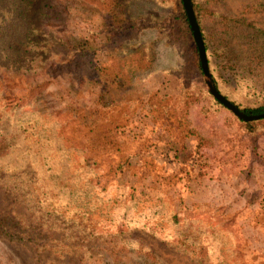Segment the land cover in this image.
<instances>
[{
	"label": "rangeland",
	"instance_id": "374dc122",
	"mask_svg": "<svg viewBox=\"0 0 264 264\" xmlns=\"http://www.w3.org/2000/svg\"><path fill=\"white\" fill-rule=\"evenodd\" d=\"M261 4L221 0L218 12L229 20L208 27L218 50L222 41L231 44L223 58L242 62L263 88ZM172 7L171 0L125 1L126 12L143 22L141 33L129 40L140 50L138 57L114 42L107 6L53 0L37 30L42 38L33 41L27 55L32 68L0 66V113L18 103L39 112V126L63 141L61 154L89 149L94 169L108 185V200L142 204L128 212L120 205L89 239L65 241L59 233L43 231L46 238L40 242L68 246L62 255L38 254L0 237V264H115L120 257L122 264H147L125 250L127 243L148 248L161 264H264V132L254 138L241 133L235 115L215 105L204 75L190 74L196 101L186 105L180 90L183 51L167 43ZM65 45H81L86 58L80 54L66 67L71 58ZM221 58L219 50L215 59ZM185 113L184 121L201 139H182L176 127ZM166 114L173 115L174 124ZM53 142L36 147L47 156L57 138ZM51 154L48 161L55 169L62 167ZM20 163L16 158L15 165ZM5 185L11 182L0 172V218L17 216L25 229L38 232L39 217ZM169 208L182 226H199L202 254L178 247L176 228L161 220Z\"/></svg>",
	"mask_w": 264,
	"mask_h": 264
},
{
	"label": "trees",
	"instance_id": "16d2710c",
	"mask_svg": "<svg viewBox=\"0 0 264 264\" xmlns=\"http://www.w3.org/2000/svg\"><path fill=\"white\" fill-rule=\"evenodd\" d=\"M53 0H0V66L14 70L28 71L32 67L28 64L29 53L32 50L33 41L42 38L37 30L45 18L47 10ZM90 3L107 6L111 12L107 21L110 34L115 38L118 46L127 47L129 53L139 57L140 50L136 44L129 42L130 37L138 35L143 30L142 18L131 17L125 8L126 0H88ZM221 0H191L197 23L199 25L203 43L207 53L209 71L215 88L230 101L235 107L248 116H260L264 114V87L251 77L250 71L245 69L242 62H236L223 58V53L230 50L231 44L223 43L219 48L221 61L215 59L219 50L213 45L214 35L209 31V23L227 21V17L218 12V3ZM172 16L166 30L167 43L183 51L184 63L180 67L181 93L186 98V105L190 106V100L196 101L193 95V83L190 74L203 76V68L199 48L195 42L193 30L186 12L183 0H171ZM264 6V0H262ZM41 31V30H40ZM264 37V32L261 31ZM213 41V42H212ZM127 45V46H126ZM81 45H65L64 48L71 60L66 67L73 66L74 59L80 54L86 58L87 51ZM28 55V56H27ZM251 70V69H250ZM232 75H231V73ZM261 89V90H260ZM216 106L224 107L216 99ZM227 109V108H226ZM186 113L179 118V125L183 140L188 138H202L194 129L184 121ZM169 124H174L173 115ZM41 115L36 111H28L21 103H18L8 112L6 109L0 113V172L8 175L11 185H5L6 191L18 199L34 212L40 219L41 226L38 232L25 229L23 220L17 216L0 218V237L10 243L25 246L30 251L38 254L52 251L62 255L68 250V246L62 244L50 245L40 241L45 240L43 231L59 233L65 241L73 239H89L96 234L97 226L102 221H109L113 217L117 207L126 206V211L139 209L142 205L138 200H131L128 205L116 203L107 199V183L102 184V176L96 168L94 157L89 156L88 148L78 152L76 149H67L61 154L64 147L58 133L49 132V127L41 125ZM233 123L239 126L244 135L249 138L258 137L264 132V119L246 122L236 116ZM32 137H38L33 142ZM58 144L53 145L51 151L45 155L36 146L42 145V141ZM45 144V143H44ZM54 155L60 159L62 167L54 168L49 159ZM78 153L75 158L70 155ZM16 158H21L23 163L17 164ZM34 163L28 165L33 161ZM40 161L38 167H34ZM72 161V162H71ZM161 204L162 201H160ZM167 204V203H165ZM164 217V216H163ZM161 220L176 228L179 234L178 247L194 254H202V232L199 226L185 225L173 208ZM35 232V233H34ZM44 242V241H43ZM125 250L137 257H142L147 264H161L155 254L139 243L125 244ZM136 250L138 252H136ZM201 250V251H200ZM200 251V252H199ZM124 258V257H123ZM123 259H116L115 264H122Z\"/></svg>",
	"mask_w": 264,
	"mask_h": 264
},
{
	"label": "water",
	"instance_id": "95a60500",
	"mask_svg": "<svg viewBox=\"0 0 264 264\" xmlns=\"http://www.w3.org/2000/svg\"><path fill=\"white\" fill-rule=\"evenodd\" d=\"M186 12L189 17V21L193 30L195 42L199 48L200 55H201V62H202V68L204 72V77H205V82L207 84V88L211 95L219 101L224 107H226L228 110H230L236 117L239 119L246 121V122H251V121H256L260 119H264V114L260 116H248L242 111H240L237 107H235L230 101H228L224 96L220 94V92L215 88V84L212 80V76L209 71V66H208V59H207V53L206 49L204 46L202 34L199 28V25L197 23L195 13L191 4V0H183Z\"/></svg>",
	"mask_w": 264,
	"mask_h": 264
}]
</instances>
